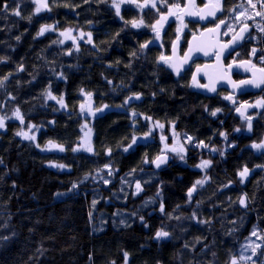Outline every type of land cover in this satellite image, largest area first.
I'll return each mask as SVG.
<instances>
[{"label":"trees","instance_id":"trees-1","mask_svg":"<svg viewBox=\"0 0 264 264\" xmlns=\"http://www.w3.org/2000/svg\"><path fill=\"white\" fill-rule=\"evenodd\" d=\"M176 2L183 6L185 0L167 5ZM4 3L0 78L7 79L0 86V117L7 119L0 130V224L7 227H0V236L11 239L0 245V264H125V252L127 264H231L254 231L257 256L250 252L251 259L238 264H261L264 149L252 144L264 140V107L242 116L233 99L224 98L226 91L209 98L194 92L192 67L176 77L159 61L180 35L183 50L199 26L185 21L187 27L177 33L176 24L167 23L156 43L151 25L168 8L164 3L137 7L145 0H134L120 6L119 15L111 0H47L50 10L39 13L35 0H0ZM225 3L246 7V0ZM17 8L20 16L12 14ZM140 20L147 27L132 26ZM43 26L51 29L37 36ZM66 30L71 39L63 38ZM255 31L229 61L264 67L259 62L264 32ZM86 95L95 110L103 109L92 118L80 111ZM17 108L23 123L13 115ZM216 109L221 111L211 115ZM245 117H251V129ZM85 123L93 151H73ZM28 130L34 140L16 135ZM172 131L184 142L183 160L161 139L171 143ZM49 141L65 150H46ZM162 155L167 163L157 168ZM205 160L211 161L207 168L197 167ZM244 167L249 172L241 182ZM205 177L189 199L188 190ZM161 229L169 237L155 239Z\"/></svg>","mask_w":264,"mask_h":264},{"label":"snow or ice","instance_id":"snow-or-ice-1","mask_svg":"<svg viewBox=\"0 0 264 264\" xmlns=\"http://www.w3.org/2000/svg\"><path fill=\"white\" fill-rule=\"evenodd\" d=\"M102 2H103V0H102ZM111 2H112V6L116 10V14L119 15L121 4L125 3V2L132 3V2H134V0H111ZM158 2L159 3H164L165 6L168 7L167 0H145V5H139L138 4L137 7H144V6H146V5H148L150 3L152 8H156ZM259 2L261 4V8L264 9V0H259ZM36 3L38 5L36 7V9H35V11L37 13H39L43 9L50 10L48 8V5L45 2V0H36ZM247 5H249L252 9L256 8V4H254L252 2V0H247ZM173 8L175 9V11H173ZM0 10L7 11L8 10V4L4 3L2 6H0ZM237 10H240L239 11V16L236 17V19L239 20V17L245 16V13L247 12V8L245 7L244 4H240V5L234 6L232 9H228V11H230V12L237 11ZM222 11H224V9L221 6V0H215V2H214V0H205L202 8L197 6L196 0H186V3L184 4L183 8L181 7V4L179 2H176L171 7H168L167 16L161 14L160 19L157 20L155 24L151 25V28H152V31L155 32L157 37H158L160 35L159 29L163 26V22L167 21L169 17H174L177 21L180 22V27L177 28V33H179L183 28L187 27V25L183 23V19H184L185 16L197 17L200 20H205V19H208V18H215L216 15H217V12H222ZM12 14L16 15V16H20L21 15V13L18 10V8L17 9H13L12 10ZM256 15L257 16H264V11L256 12ZM28 19H31V17H28ZM221 25H225V21L224 20H220L219 23H216L214 28L205 29V33H207L209 35H216L218 33V30L220 29ZM132 26L135 27V28H140L141 26L147 27V25H144L143 20H140L139 22L133 21L132 22ZM227 27L229 28V30H231V26L230 25H227ZM257 27H260V25H257ZM48 28H51V26H43V27H41L39 32L37 33V36L43 35L44 32ZM248 31H249V28L245 24V26L241 29L240 34L237 35V36H233L232 40L229 41L227 44L222 45L221 48L222 49H226L227 50V54L230 55L231 52L234 51V46L239 42L240 39H243L244 33L248 32ZM261 31H264V28H261ZM227 34H228L227 32L223 33V35H227ZM81 35L83 36V33ZM88 37H89V40H91V34L90 33L88 34ZM193 38L196 39L195 35H194ZM16 39L19 40L20 37H16ZM177 39H179V36H177ZM61 43H62V41H61ZM189 43H190V49L189 50L191 51L192 50L191 42H189ZM147 46H148V44L146 43V44L141 45L140 47H141V49H144ZM197 50H203L199 46V43L197 45ZM256 51L257 50L255 48H253L252 49V55H255ZM133 55H136V53H133ZM205 55H208V53L205 52ZM215 55L217 56V59H219V57L221 55V52L217 51V52H215ZM185 57L186 58L188 57V53H185ZM159 61L163 62L164 64H167L169 67L173 68L177 72V74L179 75L180 68L183 66L184 63L187 62V59L180 61L179 65H178V64L173 62L171 57H166L164 55H161L160 58H159ZM260 61L262 63H264V56H262L260 58ZM233 64H236L235 60L233 61ZM233 64L228 65V68H232ZM249 66H251L252 68H255V65L252 64L250 60L249 61H241L239 64H236V67H245L246 70H247V68ZM19 70H23V66H20ZM197 71L199 72L200 69H197ZM257 71H259L260 73L264 74V67L257 69ZM206 74L207 73H205V75ZM253 75L255 76V72L253 73ZM5 79H7V77L0 78V86H3V82H4ZM195 81H196V75L194 74L193 75V82H195ZM109 83H111V82H109ZM239 85H253L255 87H261L262 85H264V76H262L259 80L250 79V80L240 81ZM239 85L234 84L233 86L234 87H238ZM197 86L205 87V88L208 87V85H197ZM209 90L210 91H215L216 89L214 87H212ZM262 90H264V89H262ZM45 94L47 96L51 97L52 99H55V97H52L51 93L48 92L47 90H46ZM88 95L90 96L91 94L89 93ZM134 98L135 99H139L140 97H139L138 94H136L134 96ZM224 98L225 99H229V100L232 99L231 96H226ZM131 99H133V97H129L125 101V104H127L129 102V100H131ZM61 103H62V101H61ZM85 107H86L85 105H81L80 106L81 112L85 111ZM104 107H107V105H105ZM88 111L92 115L95 114V113L91 112L90 108L88 109ZM96 111L97 112L103 111V109H97ZM219 111H221V110L220 109H216L215 111H213L211 113V115L215 116L217 114V112H219ZM237 111L239 112L240 109L238 108ZM13 115L15 117H17L18 119H20L21 123H23V117L21 116L20 111H19L18 108L15 110ZM133 115H136V114L133 113ZM241 115L243 116V113H241ZM5 119H7V117H0V129H3L5 127ZM146 119H150V118H146ZM245 119L248 122V128L251 129V117H245ZM157 126L163 127V125H159L158 123H157ZM237 131H239V129H237ZM16 135L21 136L24 139H28V140H34L35 139L34 136L29 135V133L26 132V131H18L16 133ZM147 135L148 134H145V136H147ZM220 135L221 136H225L224 133H220ZM225 138H226V136H225ZM162 139H164V138L162 137ZM188 139L190 141L192 140L191 137H188ZM132 143L133 144L136 143V138L135 137L133 138ZM200 143L203 144V142H200ZM36 146L40 147V145H36ZM203 146L207 147V145H203ZM131 147H132V144L128 145V148H131ZM252 147L256 148V149H264V141H262L260 143H253ZM46 148H48V149L57 148L59 151H64L65 150L63 145H57V144H55L54 142H51V141L48 142V144L46 145ZM80 148H84L88 152H92L93 151L91 146H88L85 143L80 144L77 148H73L72 150L73 151H78ZM127 150L128 149L126 148L125 151H127ZM171 150L173 152H177L180 155V159L181 160L184 159V155L180 154L183 151L182 149L178 150L177 148H172ZM213 151H216V149H213ZM109 154H110V151H109ZM221 155H223V152H221ZM2 163H3V160L0 159V164H2ZM166 163H167V157H165V156L158 157L156 159V161H155V164H156L157 168H159L161 165L166 164ZM210 164H211V161L205 160V161H202L201 164L197 165V167L207 168ZM50 166L61 167V168L64 167V165H58V164H56V165L50 164ZM104 167L105 168H109L110 166L109 165H105ZM248 172H249V169L247 167H244L243 170L238 173V175L241 177V182H243V178L248 175ZM109 175H111V172H109ZM85 179H87V177H85ZM206 179H207V177H205V179L197 180L195 182V184L193 185V187L188 190L189 199H191L192 193L196 190V187L198 185L202 186L205 183ZM104 183L107 184L108 181L105 180ZM76 187H77V185L73 184L72 188L75 189ZM71 190L72 189H70L69 191H71ZM140 191H141V185H140L139 182H137L136 183V192L138 193ZM56 195L57 196H63V195H65V193H56ZM157 195L159 196L160 193L158 192ZM95 203L96 202L93 201V205H95ZM239 203L241 205H245L244 198H240L239 199ZM160 207H161V211H163V204L162 203H161ZM193 215H195V214H193ZM90 216H91V214H90ZM141 219H143V218L141 217ZM121 223H123V222H121ZM0 227L6 228L7 224H0ZM13 235H15V233H13ZM169 235L170 234L167 231H164V230L161 229V230H158L155 233V237L154 238L160 240V239L168 238ZM252 235H256V232L254 231L252 233ZM10 239H11L10 236H0V245L5 244ZM248 247H251L252 256H257V247H260V246L257 245L256 247H252L251 245H248ZM37 251L42 252L41 249H38ZM260 254L264 255V252H261ZM128 255H129L128 253H126V252L124 253L125 264H127ZM89 259H91V256L89 257ZM239 259L240 260H244L245 257L243 255H241ZM248 259H251V257H248ZM111 264H115V262L113 261V262H111ZM231 264H238V260H237L236 257H232ZM253 264H255V262H253ZM261 264H264V261H262Z\"/></svg>","mask_w":264,"mask_h":264},{"label":"water","instance_id":"water-1","mask_svg":"<svg viewBox=\"0 0 264 264\" xmlns=\"http://www.w3.org/2000/svg\"><path fill=\"white\" fill-rule=\"evenodd\" d=\"M202 7L203 5L201 6V8ZM220 16H221V12H217L215 18L200 20L197 17L185 16L184 19L188 20L191 23L199 24L202 27H205L210 22L220 18ZM216 23H219V21ZM215 25L211 27H205L199 33L194 34L196 39H194L193 38L194 35H192L188 39L186 48L183 51H181L180 40L176 38L170 48V53L167 57H171L173 62L178 65L179 62L182 60L187 59V62L184 63L183 66L180 68L179 75L173 68L170 67V69L176 77H181L182 75H184L186 71H188L193 66L194 63L201 62L200 64H197L192 67L190 81L192 84L193 91L201 94L202 96L209 98L217 95L219 91L224 90L228 92V96H231L232 98L236 99L233 101L234 104H239L240 101L238 98L240 96L246 94L256 96L263 91L262 89H264V85H262L261 87H255L253 85H239L240 81L250 80V79L259 80L262 76H264V74L257 71V69H259L260 67L255 66V68H252L251 66H249L246 70L245 67H236V64H239L241 61H236V64H233V62L226 63L227 60H229L230 56H232L233 53H235L241 47V45L244 43L247 37L251 34L252 27L249 24H246L249 28V31L244 33L243 39L239 40V42L234 46V51H232L231 54L229 55L227 54V50L222 49L221 46L231 41L233 36L239 35L241 29L245 26V24L239 27L235 31V33L227 40L221 39L222 32L226 26V22L225 25H221L216 35H209L205 33V29L214 28ZM189 42H191V48H192L191 51L189 50L190 49ZM198 43L203 50H197ZM217 51L221 52L219 59H217V56L215 55V52ZM205 52H207L208 55H205ZM185 53H188L187 58L185 57ZM242 61H248V60H242ZM230 64H233L232 68H228V65ZM197 69H200V71L198 72ZM254 72H255V76L253 75ZM205 73L207 74L205 75ZM194 74L196 75L195 82H193ZM236 74L239 75L241 78L235 79ZM234 84L239 86L234 87L233 86ZM197 85H208V87L207 88L199 87ZM212 87H214L216 90L210 91L209 89ZM238 106L240 111L237 112L243 113V115L249 114L254 110L250 102L240 103Z\"/></svg>","mask_w":264,"mask_h":264},{"label":"rangeland","instance_id":"rangeland-1","mask_svg":"<svg viewBox=\"0 0 264 264\" xmlns=\"http://www.w3.org/2000/svg\"><path fill=\"white\" fill-rule=\"evenodd\" d=\"M46 1L47 0H45V2ZM198 2H199V0H196L197 6L201 7L204 4L205 0H200L201 5L198 4ZM214 2H215V0H214ZM125 3H127V2H125ZM125 3H122L121 6ZM253 3L255 4V2H253ZM221 6L224 10L226 9L227 13H228V15L226 16L227 19H225V17L222 18V20L227 21L228 25L231 26V30H229V28L226 26L227 27L226 29H228V30H225V32H227V33L229 32L228 34L232 35L233 32H235L239 27L243 26L244 24H249L252 27V29H254L256 31L264 32V31H261V28H264V16H257L256 15V12L264 11V9L261 8V4L260 5L257 4L256 8L252 9L249 5H247V0H246L247 12L245 13V16L239 17V20H237L236 17L239 16L240 10L232 11V12L228 11V9H232V8H231V6L229 7V5L228 6L226 5L225 0H221ZM169 7H171V6H169ZM181 7L183 8V6H181ZM167 11H168V8L164 11L163 15L167 16ZM173 11H175L174 8H173ZM230 13H231V15H229ZM229 16H231V18ZM170 22H172V23L174 22L176 24V31H177V28L180 27L179 21H177L174 17H169L167 21L163 22V26L159 29L160 35L157 37L156 43L160 42V38L162 36V31L166 27L167 23H170ZM257 25H260V27H257ZM48 29H51V28H48ZM182 30H185V28H183ZM182 30L180 31V33L182 32ZM256 31H255V34H256ZM255 34H254V36H255ZM62 36L64 39H71L72 38V32L70 30L63 31ZM224 36H226V35H224ZM179 37H180V42H181V35ZM181 45H182V43H181ZM259 62H261V61L259 60ZM250 103L253 105V107L255 109H258V110L262 109L264 107V92L261 93L260 95H258L256 98H253ZM81 105L86 106L85 111L81 112L84 117L92 118L93 116L98 114V112L93 108L91 97H89L88 95L85 96L84 102ZM89 108L91 109V112L95 113L94 115L90 114V112L88 111ZM26 132L29 133V130ZM29 135H31V134L29 133ZM90 140H91V130H90V127L88 126V124L85 123L83 125V135H82L80 144L85 143L89 146ZM162 140L164 141L165 148L169 152L178 154L177 152H173L171 150L172 148H177L178 150L182 149L183 150L182 153L184 152V148H185L184 142L179 138L178 135L174 134L173 131L171 132V143L166 144V142H165L166 138H164ZM45 149L46 150H58L57 148L48 149L46 147H45ZM254 149H256V148H254ZM256 150H261V149H256ZM182 153H180V154H182ZM256 241H257L256 236L253 235L246 242L245 247L247 249L243 248V250H242V255L245 257L244 260H248V257H250L251 247H248V245H251L252 247H254L253 244L256 243ZM237 260L239 261L240 259L237 258Z\"/></svg>","mask_w":264,"mask_h":264},{"label":"flooded vegetation","instance_id":"flooded-vegetation-1","mask_svg":"<svg viewBox=\"0 0 264 264\" xmlns=\"http://www.w3.org/2000/svg\"><path fill=\"white\" fill-rule=\"evenodd\" d=\"M220 20H222V17H221V16H220V18H218L217 20L210 22V23H209L207 26H205V27H211V26H214L215 23L218 22V21H220ZM196 25L199 26V28H200V29L198 30V32L205 28V27H202V26L199 25V24H196ZM227 25H228V23H227V21H226V26H227ZM226 28H227V27H225V30H226ZM225 30L223 31V33L225 32ZM223 33H222V37L224 36ZM228 37H229V36H228ZM228 37H227V38H228ZM227 38H223V39H227ZM235 53H236V52H235ZM235 53H233L232 56H234ZM230 57H231V56H230ZM229 59H230V58H229ZM228 61H229V60H228ZM233 61H234V60H232V61H230V62H233ZM236 61H239V60H235V62H236ZM241 61H242V60H241ZM200 63H201V62H199V64H200ZM235 76H237V74H236ZM238 76H239V75H238ZM240 78H241V77L239 76L238 79H240ZM235 79H236V78H235ZM227 95H228V92H227ZM233 99H234V98H233ZM249 100H250V102L252 101V99H249Z\"/></svg>","mask_w":264,"mask_h":264}]
</instances>
